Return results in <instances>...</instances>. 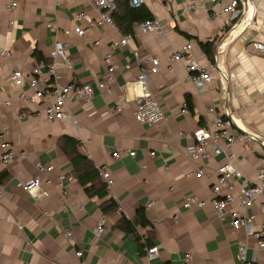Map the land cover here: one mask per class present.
Listing matches in <instances>:
<instances>
[{
	"label": "crops",
	"instance_id": "1",
	"mask_svg": "<svg viewBox=\"0 0 264 264\" xmlns=\"http://www.w3.org/2000/svg\"><path fill=\"white\" fill-rule=\"evenodd\" d=\"M17 2L13 10L0 9V45L10 53L0 58V133L17 150H25L27 157L7 166L0 161V176L7 174L0 179V264H147L146 250L151 246L158 249L154 264H242L236 256L238 241L247 244L249 264H264V248L258 249L257 239L242 227L232 226L230 213L220 217L207 203L183 206L186 195L203 200L211 196L216 168L228 157L242 173L236 178L238 184L257 181L264 185V176L257 179L264 168V57L252 46L254 41L264 43V0H241L240 15L233 21L220 2L143 0L149 17L164 23L163 35L140 34L137 23L143 19L134 13L129 24L128 20L120 26L115 22V27L88 28L75 19L80 10L90 12L86 0ZM191 3H195L193 8H189ZM121 8L119 4L115 15L120 21L124 18L119 14ZM212 13L216 15L212 17ZM54 25L85 29L84 36L58 35L67 44L69 61L54 62L60 81L94 85L106 71L103 58L108 53L117 66L111 92L95 88L90 102L67 101L77 124L69 118L46 120L44 103L28 106L19 100V90L31 92L27 84L16 87L11 83L13 70L28 75L41 62L51 61ZM127 34L131 37L126 45L110 47L112 41ZM97 40L99 44H95ZM206 41L214 42L213 62L201 49L200 43ZM187 42L198 62L217 67L201 91L186 80L185 61H169L170 54ZM245 46L248 52H244ZM152 57L158 58L160 69L150 73L148 88L164 113L154 128L134 116L138 90L134 79L141 70L149 69ZM187 97L192 111L184 113L181 109ZM116 104L123 105L120 112H115ZM210 106L230 117L233 131L250 140H236L223 153L194 162L185 155L189 140L183 134L205 125L211 118L207 113ZM63 136L79 140L78 151L94 166L106 167L112 183L104 196H98V180L87 193L72 175L69 156L60 147ZM116 149H132L135 156L113 158ZM36 163L51 164L53 170L39 173ZM199 167L204 169L203 175H187ZM62 173L73 177L62 180L63 186ZM32 176L42 179L46 196L32 195L18 186ZM110 197L116 207L103 213L102 203ZM139 206L148 222L144 227L136 225L135 234L120 226V218L134 219ZM247 212L254 227L264 223V193ZM102 215L106 229L96 236L93 229ZM65 229L70 230V237ZM142 236L150 237L151 246L141 243Z\"/></svg>",
	"mask_w": 264,
	"mask_h": 264
},
{
	"label": "built area",
	"instance_id": "2",
	"mask_svg": "<svg viewBox=\"0 0 264 264\" xmlns=\"http://www.w3.org/2000/svg\"><path fill=\"white\" fill-rule=\"evenodd\" d=\"M90 6V12L86 10H80L76 13L75 19L82 21L86 27H103L105 25L115 27V22L112 17V12L116 9L119 0H86ZM129 5L133 8L139 7L143 4V0H127ZM209 3L220 2L223 4V11L230 21L236 20L240 15L239 4L241 0H207ZM17 0H9L3 2L0 0V9L13 10L17 7ZM195 3L189 4V8H193ZM216 14L212 13V17ZM165 25L158 17L145 18L137 23L138 32L140 34H156L163 35ZM55 34L53 46L50 50L49 56L51 61L48 63L41 62L35 66L30 74H24L20 69H15L11 72V83L16 87L27 84L30 93L19 90L18 98L28 106L39 105L44 103V115L46 120H60L63 118H69L72 123L77 124L76 118L70 113L67 101L69 99H78L85 102H90L94 96V89L104 90L111 92L114 84V71L117 66L112 61V54L108 53L103 58V62L106 65V71L101 79L93 84L91 83H79L76 81L62 82L59 80V75L55 70L54 62L57 59L69 63L66 54L67 44L58 38V35L69 36L71 34L84 36L85 29L80 26L75 28H60L57 25L51 27ZM237 31L233 33L235 35ZM130 34L120 36L119 39L111 42V48L121 47L128 43ZM100 40L95 41V44H99ZM252 46L255 51L259 52L264 57V43L252 42ZM244 52L249 51V47L243 48ZM10 56L9 51L0 45V58H7ZM185 61L186 74L185 78L189 81L195 89L198 91L203 90L205 82L211 79V72L216 71L217 67L214 63H210L206 66L198 62L195 59L192 52L191 43H185L179 50L174 51L169 56V61ZM150 67L147 70H141L135 77L134 83L137 85L138 90L134 98L135 110L134 116L140 123L147 127L154 128L160 124L163 120L164 113L161 106L154 96V94L148 88L150 73H157L160 69L159 60L157 57H152L149 60ZM128 67V63L125 64ZM43 69H46V73H43ZM45 98L46 103H45ZM7 105L9 101L5 102ZM123 109L122 104H116L114 106L115 112H120ZM186 113L187 108L185 103L181 109ZM207 113L211 115L204 126L198 127L192 132H186L183 137L189 140L185 147V155L194 162L205 161L211 157H215L223 153L226 149H230L236 140H242L245 143L250 140V137L239 131H233L231 118L227 115L219 113L214 106L207 108ZM154 155L153 152L150 153ZM111 156L113 158L120 157H133L135 151L132 149H116L112 151ZM27 152L25 150H17L11 145L0 133V161L4 166H7L15 159H25ZM99 175L102 177L108 188L112 179L110 178L105 166L96 165ZM35 169L39 173H46L53 170V165L36 163ZM204 174L202 167L195 168L187 173L188 176H201ZM242 176L240 170H238L232 163L231 157H228L226 161L220 163L216 168V180L210 187L211 196L205 200L198 199L193 195H186L183 200V206L185 208H191L194 206H203L209 204L217 213L218 216H222L226 213L232 215L231 224L234 228L242 227L246 234L253 236L257 239V248H264V223H261L258 227L253 226L252 217L248 214L247 210L253 205L255 199L264 193V185L260 182H255L251 185L238 184L236 178ZM264 176V168L260 169L257 173V179L260 180ZM73 179L71 175L60 174V185L63 186L62 180ZM42 179L39 176H32L23 182H19L18 186L22 190L31 193L36 192L40 196H46L47 192L41 187ZM3 195V187L0 185V202ZM1 206V203H0ZM106 229V217L100 216L93 232L96 236L102 235ZM64 233L67 237L71 236L70 230L65 229ZM237 258L242 264H249L246 260V247L245 241L237 242ZM156 246H151L146 250L147 264H154L153 257L157 252ZM76 256H81V251H76ZM186 260H189L188 257Z\"/></svg>",
	"mask_w": 264,
	"mask_h": 264
},
{
	"label": "trees",
	"instance_id": "3",
	"mask_svg": "<svg viewBox=\"0 0 264 264\" xmlns=\"http://www.w3.org/2000/svg\"><path fill=\"white\" fill-rule=\"evenodd\" d=\"M119 4L122 6L121 11L119 12V14H121V16H123V20L120 21V19H115V15L118 14V12H116L117 7L119 6ZM117 7L116 9L112 12V17L113 20H115L114 22H117V25L120 26V24H124L125 21H128V24L130 23V14L134 13L136 15L137 19H145V18H149V14L148 11L146 9L145 6H143V4L139 7L133 8L129 5L127 0H119L117 3ZM127 30V28H126ZM201 49L203 51V53L205 54L206 58L210 61L213 62L214 61V50H215V46H214V42L212 41H206V42H201L200 43ZM185 106L187 109L192 111V105L190 103V99L187 97L186 98V102H185ZM78 145H79V140L74 139L70 136H63L61 138V142H60V147L63 148V150L68 154L69 159H70V163L73 167L72 170V175L78 180L80 181V183L84 186L85 191L91 192L94 189V183L93 181L98 180L99 181V188H98V196H104L107 189H106V184L103 180L100 179V176L98 174V169L96 166H94V164L92 163V161L85 155L81 154L78 151ZM7 174L4 173L3 175L0 176V179H2L3 177H6ZM114 207H116L115 201L110 197L107 198L101 206V211L103 213L108 212L109 210L113 209ZM147 218L145 216L144 213V208L143 206H139L137 208L136 211V216L134 217V219L129 220L126 217L122 216L120 218V226L127 230L130 231L132 233H136L135 230V226L136 225H140V226H146L147 225ZM142 241L141 243L143 245H145V247L151 246L152 242L149 236L145 237L142 236ZM137 240H140V236H136Z\"/></svg>",
	"mask_w": 264,
	"mask_h": 264
}]
</instances>
